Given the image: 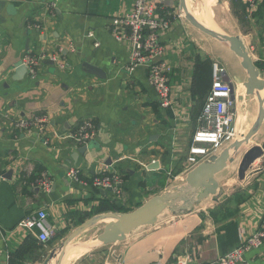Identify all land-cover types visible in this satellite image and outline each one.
Listing matches in <instances>:
<instances>
[{
    "label": "crops",
    "instance_id": "obj_1",
    "mask_svg": "<svg viewBox=\"0 0 264 264\" xmlns=\"http://www.w3.org/2000/svg\"><path fill=\"white\" fill-rule=\"evenodd\" d=\"M51 1L0 0V173L4 177L0 181V264H44L87 221L131 212L134 204L143 205L170 189L144 196L155 180L171 175L179 162L187 161L204 105L192 94L199 58L224 67L225 80L230 79L235 88L237 140L246 136L243 129L253 126L260 112V99L254 96L258 103L248 108L250 97L236 87L237 79L246 73L229 45L187 21L175 19L161 36L164 60L172 67V106L163 108L149 85L147 70L129 71L130 43L118 42L112 35V19L126 15L133 0H61L55 10L50 9ZM153 1L174 15L180 9L181 0ZM185 1L193 17L212 30V19L197 16ZM227 1L240 24L239 33L230 36L245 42L264 80V0L251 19L241 10L242 0L236 1L238 5ZM246 25L249 31L242 32ZM28 56L39 58L38 77L32 79L27 72L23 80L15 81ZM54 57L64 62L63 69L51 60ZM87 64L104 71L106 79L89 73ZM231 64L239 66L236 75L229 71ZM33 116L48 119L44 133H21L15 128L19 120ZM86 120L96 126L99 146L74 159L79 149L66 136ZM155 162L159 170L149 171ZM74 167L82 170L87 185L69 181L67 173ZM106 168L123 175L120 196L92 187V177ZM30 169L49 174L53 181L49 192L33 188L35 176H29ZM178 173L176 180L181 181L188 167ZM7 175L11 180L5 179ZM222 197L219 202L212 199L215 205L200 203L188 215L169 212V217L142 227L148 229L141 233L137 229L126 241L113 244L111 252L100 251L87 264H216L261 225L264 157L232 194ZM40 211L48 214L53 228L45 243L23 225ZM74 251H64L61 264L75 263L79 257ZM246 260L264 264V247L249 252Z\"/></svg>",
    "mask_w": 264,
    "mask_h": 264
},
{
    "label": "built area",
    "instance_id": "obj_2",
    "mask_svg": "<svg viewBox=\"0 0 264 264\" xmlns=\"http://www.w3.org/2000/svg\"><path fill=\"white\" fill-rule=\"evenodd\" d=\"M61 0H52L50 9L55 10ZM250 15H254L262 0H242ZM182 11L174 15L171 10L158 6L153 0H133L130 11L111 21L113 38L121 43L129 42L131 46V63L129 71L134 72L143 67L148 72V81L157 95L163 108L172 106L171 74L172 67L164 60L165 47L161 42L163 33L170 30L173 21L182 18ZM1 53V50H0ZM51 60L63 69L65 64L57 58ZM29 76L32 79L38 77L39 58L28 56L24 60ZM226 69L215 65L212 88L205 99L199 127L196 130L192 145L189 149L187 167L190 172L212 155L220 153L223 149L238 141L239 133L237 122L239 112L237 101L234 98V89L226 78ZM48 119L42 116H33L29 119H21L15 123V128L21 133L45 132ZM97 136L96 126L92 120H86L69 133L66 138L72 141L76 149L88 146ZM48 144V140L45 141ZM35 176L33 188L49 192L53 181L47 172L36 174L34 169L29 170V176ZM67 178L74 184L87 185L83 179L82 170L79 167L71 168ZM4 179L0 173V181ZM93 188L106 193L120 196L124 178L118 171H110L109 168L95 174L91 179ZM24 227L35 232L41 242H47L53 235V228L49 224L48 214L45 211L38 212L23 221ZM264 247V215L259 229L244 239V241L231 252L221 257L216 264H250L246 255L254 250ZM177 264H187L178 261Z\"/></svg>",
    "mask_w": 264,
    "mask_h": 264
},
{
    "label": "water",
    "instance_id": "obj_3",
    "mask_svg": "<svg viewBox=\"0 0 264 264\" xmlns=\"http://www.w3.org/2000/svg\"><path fill=\"white\" fill-rule=\"evenodd\" d=\"M2 5L3 2H0V8ZM180 9L190 25L209 37L228 44L230 50L240 59L241 67L247 75V80L243 83L245 95L259 97L260 99V112L256 122L242 140L235 141L220 153L212 155L191 170L186 176L185 185L167 189L165 193L151 198L134 211L112 213L87 221L74 231L64 241L58 249V252H53L44 264H53V261L56 264H61L64 251L69 244L97 223L104 222V230L95 241L84 249L83 256L99 246H108L124 242L137 229L156 225L159 218L167 210L174 216L188 215L194 211L197 205L211 197L214 198L213 200L215 202H219L223 190L220 187L217 176L227 169L229 164H233L236 161V158L243 148L250 144L252 138L262 126L264 121V80L261 79L260 70L250 56L245 42L238 36H224L206 27L189 12L185 0H181ZM86 69L97 78L106 79V74L100 68L87 64ZM27 72L26 65H21L16 71L14 80H23ZM226 81L230 83V79L227 78ZM232 88L235 89L233 85ZM98 146L97 142L93 140L88 146L80 148L73 157L77 159L80 156H85L88 151L98 148ZM262 157H264V143L248 149L240 162L238 179L244 182L247 178V173L253 168L255 162ZM159 168V163L155 162L148 167V170H159ZM5 179L11 180V175L5 176ZM79 257L82 256L80 255Z\"/></svg>",
    "mask_w": 264,
    "mask_h": 264
},
{
    "label": "rangeland",
    "instance_id": "obj_4",
    "mask_svg": "<svg viewBox=\"0 0 264 264\" xmlns=\"http://www.w3.org/2000/svg\"><path fill=\"white\" fill-rule=\"evenodd\" d=\"M189 5L191 10L193 11V13H195L197 16H201L202 18L209 16L212 21H213V28L212 30L217 31V33H220L224 36H230L233 34H237L239 33V22L237 20V18L234 16V10H232L230 3H228L227 0H188ZM245 6V5H244ZM241 10L244 11L246 13V18L248 17V19L253 18L250 13L248 12L247 8L245 7H241ZM176 11H180L179 7L178 9H176ZM183 17L177 18L180 20H185L184 18V14L181 12L180 13ZM256 15V13H255ZM198 17V18H199ZM250 17V18H249ZM245 29V31H244ZM242 32H248L249 31V27L246 25L245 28L241 29ZM206 35V34H205ZM208 36V35H207ZM239 68V66H234V65H229V71L230 73H232L233 75H236L237 69ZM243 73V71L241 72ZM246 73V72H245ZM247 80V75L244 74V76L239 77L237 79V85L236 87L240 90V93L245 94L244 90L242 88L243 83H245ZM247 97V96H246ZM247 100H249L248 103V108H254L256 107V103L257 100L254 97H250V98H246ZM257 109L255 111V114L257 113ZM260 111V108H259ZM257 116V114H256ZM264 123V121H263ZM252 127V126H251ZM251 127L247 128L245 127L244 133L245 135H247V133L250 131ZM263 127V128H262ZM264 143V125L262 124V126L260 127V129L258 130V132L256 133V135L252 138L250 144L243 148V150L241 151V153L238 155V157L236 158V161L233 164H229V166L227 167V169H225L222 173H220L217 178L219 179V184L222 187L221 189L223 190V194L222 196L225 198L227 195H230L233 193V191H235L239 185L242 183L239 181L238 179V170H239V166H240V162L243 158L244 153L248 150L251 149L254 146H258V145H262ZM189 156V155H188ZM184 157V156H183ZM185 158V157H184ZM184 158H180L179 160ZM188 158V157H187ZM185 166H183V164H185ZM179 165L177 167V170L174 173H171V175H165L164 177L155 180L154 182H156V184L154 186H149L147 187V189L145 190V194L144 196H149V195H155V194H160L159 192H162L163 190L167 188H174V187H180L185 185V179L186 177H183L182 180H176L177 176L176 174H179L178 172H181V170L183 171L186 167H187V161H182L179 162ZM217 179V180H218ZM172 187V188H171ZM222 197V198H223ZM221 198V199H222ZM212 199L214 198H209L208 200H205L201 205H215L212 202ZM140 206H142L141 204H134L132 209L133 211L136 210L137 208H139ZM171 214L169 213V211L167 210L162 216H161V220L169 217ZM104 223L95 225L91 228H89L88 230H86L85 232H83L77 239H75L74 241H72L68 248H66L65 252L66 254H68L69 252L78 249L79 247L82 246H86L88 244V242H93L97 239V237L103 232L104 230ZM147 230L148 228H141L138 229L136 231V233H141L143 230ZM112 245H108V246H99L98 248H96L95 250H93L92 252L86 254L83 257H79V258H74V262L75 263H71V264H87L89 262L87 261H91L92 259H94L93 257L96 256L100 251H105V252H111L112 251ZM58 252V250H57ZM55 262V261H53Z\"/></svg>",
    "mask_w": 264,
    "mask_h": 264
},
{
    "label": "trees",
    "instance_id": "obj_5",
    "mask_svg": "<svg viewBox=\"0 0 264 264\" xmlns=\"http://www.w3.org/2000/svg\"><path fill=\"white\" fill-rule=\"evenodd\" d=\"M239 1V0H234ZM238 5V3H235ZM240 6V4H239ZM257 68L259 67L258 64H256ZM213 73H214V67L213 62L208 58H199L195 64V73H194V79L192 84V94L195 98L198 100H204L208 96L212 84H213ZM114 210L120 212L117 208H114ZM127 213V212H126Z\"/></svg>",
    "mask_w": 264,
    "mask_h": 264
},
{
    "label": "bare ground",
    "instance_id": "obj_6",
    "mask_svg": "<svg viewBox=\"0 0 264 264\" xmlns=\"http://www.w3.org/2000/svg\"><path fill=\"white\" fill-rule=\"evenodd\" d=\"M242 88H243V85H242ZM243 90H244V88H243ZM245 93V92H244ZM259 98V97H258ZM203 207V206H202ZM89 246V245H88ZM87 246V247H88ZM75 254H76V257H79L80 255L81 256H83V253H84V249L82 248V249H76L75 251Z\"/></svg>",
    "mask_w": 264,
    "mask_h": 264
}]
</instances>
